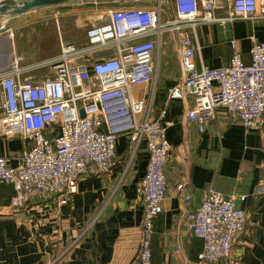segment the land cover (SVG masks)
<instances>
[{
    "label": "built area",
    "instance_id": "obj_1",
    "mask_svg": "<svg viewBox=\"0 0 264 264\" xmlns=\"http://www.w3.org/2000/svg\"><path fill=\"white\" fill-rule=\"evenodd\" d=\"M175 13L164 21L161 0L153 8L111 9L90 24L85 48L61 41L55 59L28 69L15 57L8 70L0 71V129L20 139L23 147L19 168L0 157V184L14 188V205L24 207L33 199H57L59 206L67 205L81 179L112 172L120 137L129 139L130 162L146 144L149 163L139 187L145 215L134 264H156L151 242L154 222L163 212L172 146L166 111L152 120L147 103L136 99L132 88L156 84L155 54L163 35H178L182 63L181 79L168 89V98L194 99L187 118L199 132L216 119L219 107L247 131H258L264 121L263 42L250 36V63L235 52L220 67L198 69L196 64L201 25L225 29L237 20L255 24L264 20V0H175ZM107 52L114 55H102ZM45 68L48 75L25 77ZM245 198L226 197L210 186L199 207L186 216L187 231L203 242L199 264L230 258L235 239L248 223L240 206Z\"/></svg>",
    "mask_w": 264,
    "mask_h": 264
},
{
    "label": "crops",
    "instance_id": "obj_2",
    "mask_svg": "<svg viewBox=\"0 0 264 264\" xmlns=\"http://www.w3.org/2000/svg\"><path fill=\"white\" fill-rule=\"evenodd\" d=\"M126 1L80 0L39 10L53 9L44 15L55 17L73 10L79 19L85 17L84 13L90 26L109 10L128 7ZM166 1L164 21L176 14L175 0ZM250 36L264 43V20L255 24L237 20L225 29L217 24L201 25L196 34L200 46L198 69L226 65L235 52L250 63ZM2 52L0 55L6 54ZM4 64L0 56V71L8 70ZM155 64L156 84L132 88L133 96L147 103L152 120L166 111L165 121L169 123L167 139L172 151L165 170L167 192L151 242L155 263L199 264L202 241L187 231L185 220L199 207L207 189L214 186L226 197L245 196L240 206L249 219L245 232L235 239L230 258L207 264H264V121L258 131H247L226 108L219 107L216 119L204 133L199 132L197 124L187 118L194 99L170 100L167 94L181 79L177 34L163 35ZM31 72L25 74L28 80L37 75ZM1 113L0 107V117ZM129 146V139L120 137L112 172L81 179L67 205L59 206L57 199H49L33 206H16L13 200L1 206L0 264H134L145 215L139 187L149 153L143 143L130 162ZM22 152V141L5 136L0 129V157L6 158L10 167L19 168ZM181 185L183 191L178 190ZM186 196L191 201L187 202Z\"/></svg>",
    "mask_w": 264,
    "mask_h": 264
},
{
    "label": "rangeland",
    "instance_id": "obj_3",
    "mask_svg": "<svg viewBox=\"0 0 264 264\" xmlns=\"http://www.w3.org/2000/svg\"><path fill=\"white\" fill-rule=\"evenodd\" d=\"M126 8H149L155 7L159 0H127ZM163 18L167 13V1L161 0ZM124 8V7H122ZM119 9V8H118ZM53 9L38 10L28 13L22 19L11 22L5 29L0 31L1 63L9 69L15 57L21 59L22 66L30 69L51 56L59 57L61 54V40L64 43L74 44L77 48L87 46L86 32L90 20L83 13L84 18L71 11L61 12L63 15L49 16L45 12ZM55 10V9H54ZM56 10H59L56 8ZM62 10V9H61ZM68 12V13H67ZM43 16V17H41ZM52 17V18H51ZM48 68L40 71L34 70L38 76L48 75ZM131 157V153H130Z\"/></svg>",
    "mask_w": 264,
    "mask_h": 264
},
{
    "label": "water",
    "instance_id": "obj_4",
    "mask_svg": "<svg viewBox=\"0 0 264 264\" xmlns=\"http://www.w3.org/2000/svg\"><path fill=\"white\" fill-rule=\"evenodd\" d=\"M80 0H7L0 3V31L5 29L11 22L21 16L35 10L58 7L67 4H75ZM95 1V0H92ZM109 1V0H98ZM82 117H85L81 110Z\"/></svg>",
    "mask_w": 264,
    "mask_h": 264
},
{
    "label": "trees",
    "instance_id": "obj_5",
    "mask_svg": "<svg viewBox=\"0 0 264 264\" xmlns=\"http://www.w3.org/2000/svg\"><path fill=\"white\" fill-rule=\"evenodd\" d=\"M15 195H16L15 190L11 185L0 184V207L10 205ZM42 202L43 200L41 199H33L29 202L27 206L39 205ZM202 250H203V242H202ZM153 261L155 262L154 257H153Z\"/></svg>",
    "mask_w": 264,
    "mask_h": 264
}]
</instances>
